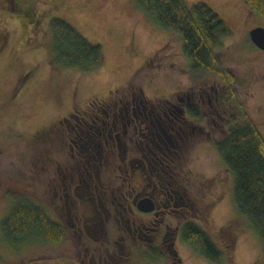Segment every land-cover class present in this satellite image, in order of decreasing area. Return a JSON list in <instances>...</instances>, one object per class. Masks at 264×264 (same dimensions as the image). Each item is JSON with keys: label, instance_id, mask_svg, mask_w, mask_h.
Masks as SVG:
<instances>
[{"label": "rangeland", "instance_id": "1", "mask_svg": "<svg viewBox=\"0 0 264 264\" xmlns=\"http://www.w3.org/2000/svg\"><path fill=\"white\" fill-rule=\"evenodd\" d=\"M185 1L190 7L208 5L233 30L232 37L223 39L216 53L223 72L234 79L222 81L200 74L195 78L189 71L180 36L153 22L135 0H24L33 11L22 19L0 4L1 192L10 185L58 222L44 202L33 199L35 191H42L38 184L35 186L30 172L23 169L22 158L34 155L33 138H40V144L44 142L37 146L40 149L48 147L46 135L54 121L73 110L81 111L90 101L105 98L111 90L127 87L131 81L145 91L152 83L162 89H175L180 85L188 88L192 81L197 86L206 82V87L215 82L225 100L232 93L236 99L226 100L222 109L234 119L228 131L235 122L244 124L249 115L264 135V51L249 36L252 29L264 27V21L251 16L242 0ZM57 18L103 48L105 60L100 68L83 72L51 66L49 23ZM157 52L160 56L151 60ZM144 63L148 65L143 70ZM201 87H197V95ZM211 141L198 137L193 151L197 154L200 192L197 203L202 206L198 223L225 251L220 264H262L263 240L239 212L234 175L224 163L219 164L214 153L210 154ZM12 208L10 199L0 202V264H78L72 241L59 249H45L33 240L17 249L8 246L1 224ZM190 264L210 263L197 255V262Z\"/></svg>", "mask_w": 264, "mask_h": 264}, {"label": "flooded vegetation", "instance_id": "2", "mask_svg": "<svg viewBox=\"0 0 264 264\" xmlns=\"http://www.w3.org/2000/svg\"><path fill=\"white\" fill-rule=\"evenodd\" d=\"M0 4L20 19L33 11L24 0ZM131 82L54 121L48 147L40 149L44 142L33 138L34 155L22 158L42 191L33 199L65 228L78 264L197 262V250L186 240L189 229L200 227L202 208L193 151L198 137H207L210 154L222 165L216 137L232 124L223 111L231 98L225 100L215 82L198 85L199 95L194 81L175 89L152 83L146 91Z\"/></svg>", "mask_w": 264, "mask_h": 264}, {"label": "trees", "instance_id": "3", "mask_svg": "<svg viewBox=\"0 0 264 264\" xmlns=\"http://www.w3.org/2000/svg\"><path fill=\"white\" fill-rule=\"evenodd\" d=\"M135 1L153 22L180 36L184 55L190 62L189 71L195 78L200 74L198 76L209 75L222 81L234 79L223 72L216 53V48H222L223 39L232 37L233 30L208 5L198 3L190 7L185 0ZM242 1L251 16L264 21V0ZM49 30L51 66L89 72L103 65V48L92 44L66 21L52 19ZM230 98L236 100L233 93ZM215 149L234 175V198L239 212L263 240L261 262L264 264V135L246 115V122L242 125L235 122L216 143ZM2 186L0 183V202L13 201L11 212L1 224L2 236L8 246L17 249L29 240L41 243L45 249H59L62 244L65 245L68 237L63 226L54 222L43 208L23 193L10 185L1 192ZM186 240L197 250V255L210 264L222 262V252L200 227L197 226V231L189 229Z\"/></svg>", "mask_w": 264, "mask_h": 264}, {"label": "water", "instance_id": "4", "mask_svg": "<svg viewBox=\"0 0 264 264\" xmlns=\"http://www.w3.org/2000/svg\"><path fill=\"white\" fill-rule=\"evenodd\" d=\"M250 40L260 50L264 51V27H256L250 31Z\"/></svg>", "mask_w": 264, "mask_h": 264}]
</instances>
